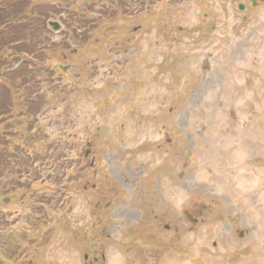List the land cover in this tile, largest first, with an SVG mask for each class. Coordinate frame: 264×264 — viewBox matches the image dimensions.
Segmentation results:
<instances>
[{
    "label": "rangeland",
    "instance_id": "374dc122",
    "mask_svg": "<svg viewBox=\"0 0 264 264\" xmlns=\"http://www.w3.org/2000/svg\"><path fill=\"white\" fill-rule=\"evenodd\" d=\"M68 1L34 0L65 16L64 35L25 22L62 75L63 124L43 121L40 144L83 137L66 173L80 181L64 178L60 222L23 264H264V0Z\"/></svg>",
    "mask_w": 264,
    "mask_h": 264
},
{
    "label": "trees",
    "instance_id": "16d2710c",
    "mask_svg": "<svg viewBox=\"0 0 264 264\" xmlns=\"http://www.w3.org/2000/svg\"><path fill=\"white\" fill-rule=\"evenodd\" d=\"M26 1L36 8V17L25 13L26 7L18 12L25 0H0V264H23L44 247L50 230L42 235V227L48 228L62 213L59 198L63 196H59L60 191H67L72 181H80L79 177L70 179L66 175L72 165L73 168L77 163L80 165V161L71 162L75 157H69L79 149L80 145L75 143L79 139L73 141L77 136L68 137L73 144H66L64 135L59 137L54 148L45 142L40 144L42 139L37 124L41 117L49 115L52 108L57 110L58 107L50 97L40 95L39 91L40 80L48 74L43 69L48 62L51 63L43 48L48 31L32 30L34 27L25 20L32 18L40 22L57 14L49 11L47 6L42 8L34 0ZM42 1L48 5L57 0ZM161 1L129 0L128 4L137 9L143 2L154 5ZM83 16H88L86 9L77 10L75 17L80 20ZM61 21L66 27V21ZM94 30L95 27L92 32ZM88 34L91 36L93 33ZM89 41L79 36V43L84 45ZM33 72H36L35 78L39 81L29 79V74ZM55 74L54 71L52 75ZM12 132L16 133V139L5 148L2 142L11 138ZM3 148L12 151L11 154L6 157ZM64 178L68 182L63 187ZM45 181L54 184L45 185ZM37 184L51 194L44 192L40 195L34 190ZM17 203L23 209L16 210ZM15 214L19 217L12 220Z\"/></svg>",
    "mask_w": 264,
    "mask_h": 264
},
{
    "label": "water",
    "instance_id": "95a60500",
    "mask_svg": "<svg viewBox=\"0 0 264 264\" xmlns=\"http://www.w3.org/2000/svg\"><path fill=\"white\" fill-rule=\"evenodd\" d=\"M239 10H240V11H243V7H240ZM53 29H54V30L56 29V26H55V25L53 26Z\"/></svg>",
    "mask_w": 264,
    "mask_h": 264
}]
</instances>
